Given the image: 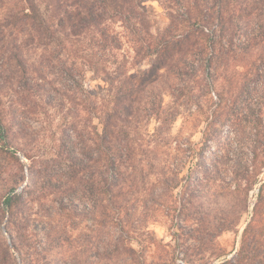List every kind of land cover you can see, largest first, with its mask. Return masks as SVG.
<instances>
[{
	"label": "rangeland",
	"instance_id": "rangeland-1",
	"mask_svg": "<svg viewBox=\"0 0 264 264\" xmlns=\"http://www.w3.org/2000/svg\"><path fill=\"white\" fill-rule=\"evenodd\" d=\"M170 1L143 0L146 12L131 22L136 31L113 17L105 21L119 37V49L107 47L97 62L100 79L92 81L91 72L70 78L55 60L40 77L32 76L29 95L0 101V111L14 110L21 123L12 129L16 155L0 149V264H264V169L263 181L251 190L237 186L232 162L217 175L203 173L226 143L264 144V14L258 16L255 0L248 1L246 25L234 29L230 23L224 35L217 31L212 38L215 59L193 84V101L175 98L164 80L160 119L144 110L151 102L146 94L136 100L138 118L120 134L125 148L119 188L129 192L128 202L120 212L108 206L96 128L114 111L116 78L151 66L138 40L154 44L172 26L178 35L196 32L200 43L202 30H215L201 14L191 26L177 16L174 22ZM8 35L0 30L2 51ZM245 45L248 53L241 52ZM39 55L30 61L38 63ZM69 136L87 161L86 173L69 175L63 147ZM205 142L209 148L199 160ZM177 143L186 152L178 153ZM251 158L245 154V164ZM92 164L98 171L88 180L95 183L91 195L81 182ZM14 194L22 196L11 212L3 210L5 198Z\"/></svg>",
	"mask_w": 264,
	"mask_h": 264
},
{
	"label": "trees",
	"instance_id": "trees-1",
	"mask_svg": "<svg viewBox=\"0 0 264 264\" xmlns=\"http://www.w3.org/2000/svg\"><path fill=\"white\" fill-rule=\"evenodd\" d=\"M248 1L171 0L170 2L173 3L171 8L175 9L172 11L177 12V15L170 14L173 21L175 16L181 17L188 26H191L199 21L201 14L206 20L204 24L209 29L215 28V30H209L208 33L202 30L203 40L200 43L196 40V32L195 35L186 30L178 35L172 30V26L154 38V44L147 39L138 40L141 42L139 49L145 47V56L152 59L151 66L140 74L121 73L116 78L114 111L100 122L101 128H96L98 147L104 153L105 162V169L98 174L102 176V189L106 192L111 211L120 212L128 202L129 192L123 186L119 188L125 148L120 134L125 133L123 127L128 121L138 118L136 112L139 108L136 107V100L146 94L151 102L144 106V110H149L150 115L160 119L164 112V93L159 84L164 80L169 93L175 98L187 95L188 100L193 101L194 95L191 94L193 84L198 82L201 73L208 72L215 59L212 38L217 35V31L224 35L225 26L230 23L234 29H240L242 22L246 25L245 20L249 16L251 6ZM234 3L236 8L231 9ZM190 7L194 10L195 16L190 11ZM254 9L258 16L262 17L264 0H255ZM144 12L146 11L143 0H0V30L7 29L9 32L8 49L0 50V101L5 96L12 98L13 95L22 96L25 93L29 95L32 89L30 81L34 78L32 76L37 73L40 77L45 68L55 60L70 78L76 76L85 78L91 72L92 81L100 79L97 62L102 59L107 47L119 49V37L108 30L105 21L113 17L133 30L136 28L132 25V20L137 21ZM239 31L241 30H234V34ZM248 50L249 45H245L241 52L248 53ZM37 51H40L38 63L31 62V55ZM37 64L40 68L36 67ZM93 67L96 71L91 69ZM171 113L173 116V112ZM176 115L177 113L172 117V122L176 121ZM17 121L19 120L14 110L0 111V149L15 155L16 153L11 150L14 145L12 129ZM117 122L121 123V128ZM258 128L254 126L256 135L261 133ZM63 143L69 162V175L86 173L89 168L87 161L85 162L80 156L82 152L79 154L76 150L71 136ZM202 144L198 151L199 160L204 158L205 150L209 148L207 142ZM181 146V143H177L175 148L177 152H186L181 150ZM224 146L221 155L213 161L210 160L208 166L203 168L206 176L225 171V165L232 162L238 187L245 185L246 190H251L263 181L261 175L264 169V144L259 145L256 141L245 144L240 140L235 146L233 143H226ZM250 153L252 154L250 164L248 162L245 164L243 156ZM206 161L205 158V163ZM92 165V172L86 174L87 181L81 182L85 183V192L90 191L91 195L96 188L95 183H89L88 180L98 171L97 166ZM164 172L162 170L161 173ZM56 180L61 181L59 178ZM50 181L51 177L48 183ZM263 187L264 184L261 185L260 190ZM21 196L14 194L6 197L3 210L11 212ZM13 247L19 251L16 244H13Z\"/></svg>",
	"mask_w": 264,
	"mask_h": 264
}]
</instances>
